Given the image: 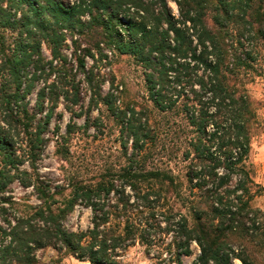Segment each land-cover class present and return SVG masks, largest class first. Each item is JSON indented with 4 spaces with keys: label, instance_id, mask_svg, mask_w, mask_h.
I'll list each match as a JSON object with an SVG mask.
<instances>
[{
    "label": "trees",
    "instance_id": "trees-1",
    "mask_svg": "<svg viewBox=\"0 0 264 264\" xmlns=\"http://www.w3.org/2000/svg\"><path fill=\"white\" fill-rule=\"evenodd\" d=\"M170 1L178 16L169 0H0V27L21 30L12 54L0 59V264H41L37 254L45 249L89 264H124L137 246L154 264H183L194 245L192 264H264V212L252 206L264 187L249 160L256 114L237 84L253 69L251 42L264 41V0ZM94 28L101 30L93 46L101 60V44L132 57L145 70L154 107L186 118L185 187L171 173L139 169L134 158L153 139L149 119L135 107L118 114L93 73L86 79L92 106L102 103L120 116L122 133L133 141L128 165L98 182L41 173L53 110L61 100L76 105L81 93L80 82L59 76L31 107L28 96L46 66L55 70L53 62L44 64L42 44L65 67V31ZM86 56L95 59L90 50ZM76 62L85 69L84 57ZM15 184L30 195L17 199ZM78 209L90 212V223L72 231L66 222Z\"/></svg>",
    "mask_w": 264,
    "mask_h": 264
},
{
    "label": "rangeland",
    "instance_id": "rangeland-1",
    "mask_svg": "<svg viewBox=\"0 0 264 264\" xmlns=\"http://www.w3.org/2000/svg\"><path fill=\"white\" fill-rule=\"evenodd\" d=\"M66 1L72 4L75 0ZM169 5L174 15L178 16L177 6L170 0ZM2 6L7 9L9 4L6 2ZM22 18L23 14L20 12L17 19L22 20ZM82 19L85 22L90 21L88 16ZM94 29L95 32L91 30L75 36L65 31L67 38L62 50L68 62L65 67L62 66V62L53 60L50 48L42 44L44 64L53 62L55 70L51 74L49 66H46V75L35 83L34 92L28 96L27 100L31 107L37 109L38 91L57 81L59 76L74 78L76 82H80L81 93L80 102L76 105L61 100L57 109L53 110L51 125L46 136L47 148L39 162L41 173L56 181L98 182L109 178L128 165L133 141L127 140L126 134L122 133L120 116H114L102 103L98 108L92 106V95L88 91L86 79L93 73L95 85L102 84L100 89L102 97L112 95L116 108H119L118 114L128 107H135L149 119V130L153 139L149 142L145 153L134 158L139 169L171 173L185 187L188 163L184 161L183 153L187 147V139L190 137L186 118L179 111L161 113L154 107L149 100L145 70L132 57L111 53L107 44H101L102 53L107 56L106 60H101V55L93 49L97 42L96 34L101 30ZM20 32V29L10 31L0 27V59L12 54L16 42L20 39ZM100 40L104 42L103 38ZM250 48L255 59L252 64L253 69L237 84L242 85L239 89L249 95L256 114V121L251 131L249 160L255 170V182L264 187V41H252ZM88 50L95 59L86 56ZM82 57L86 60L84 70L79 69L76 62ZM49 74L51 76L48 78ZM59 89L63 90V85H60ZM51 107L52 103L47 102L44 110L48 112ZM125 143L127 151L124 149ZM11 189L17 199L30 195L17 184L11 186ZM263 197L256 198L252 206L264 212ZM29 202L35 204L36 200L31 197ZM176 208L182 210L180 207ZM1 213L0 211L2 225ZM90 216L89 211L78 209L74 216L67 220L66 226L72 231L86 230ZM192 250L193 255L185 258L183 264H192L199 255L195 245ZM37 255L41 264H89L67 255L58 256L51 249L42 250ZM124 264L154 263L145 255L144 249L137 246L129 251ZM236 264L241 263L237 261Z\"/></svg>",
    "mask_w": 264,
    "mask_h": 264
},
{
    "label": "crops",
    "instance_id": "crops-1",
    "mask_svg": "<svg viewBox=\"0 0 264 264\" xmlns=\"http://www.w3.org/2000/svg\"><path fill=\"white\" fill-rule=\"evenodd\" d=\"M262 197H263V196H262ZM260 198H261V197H260ZM263 198H264V197H263ZM254 201H255V200H254ZM254 201H253V202H254ZM253 202H252V203H253Z\"/></svg>",
    "mask_w": 264,
    "mask_h": 264
}]
</instances>
